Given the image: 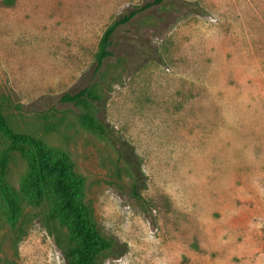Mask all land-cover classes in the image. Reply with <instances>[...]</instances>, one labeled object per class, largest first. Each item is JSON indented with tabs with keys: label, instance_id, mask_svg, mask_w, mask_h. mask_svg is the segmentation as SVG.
I'll list each match as a JSON object with an SVG mask.
<instances>
[{
	"label": "rangeland",
	"instance_id": "1",
	"mask_svg": "<svg viewBox=\"0 0 264 264\" xmlns=\"http://www.w3.org/2000/svg\"><path fill=\"white\" fill-rule=\"evenodd\" d=\"M147 1L0 0V97L69 154L102 232L127 244L101 264H264V0H162L114 34L98 114L138 154L140 197L116 150L60 100L99 77L105 29ZM50 109L59 125L46 132L36 114ZM26 174L12 166L16 188ZM29 210L16 246L0 213V263L66 264Z\"/></svg>",
	"mask_w": 264,
	"mask_h": 264
},
{
	"label": "trees",
	"instance_id": "2",
	"mask_svg": "<svg viewBox=\"0 0 264 264\" xmlns=\"http://www.w3.org/2000/svg\"><path fill=\"white\" fill-rule=\"evenodd\" d=\"M161 1H147L119 14L98 44L93 72L99 77L76 92L63 93L60 98L79 109L77 120L81 127L96 133L116 150L124 165H116L115 169L129 173L132 193L138 197L145 184L139 156L115 127L98 114L105 102L103 66L114 54L111 45L116 31ZM5 2L11 4L14 0ZM22 108L0 97V213L9 226L12 244L16 246L28 232L32 221L29 208H39L43 225L62 250L66 264H101L108 255L121 256L127 244L102 232L93 206L85 198V176L65 150L51 147L41 134L16 123L15 111ZM36 115L44 131L58 130L59 123L51 121L52 109ZM20 162L27 165V174L22 187L16 188L11 181V169Z\"/></svg>",
	"mask_w": 264,
	"mask_h": 264
}]
</instances>
